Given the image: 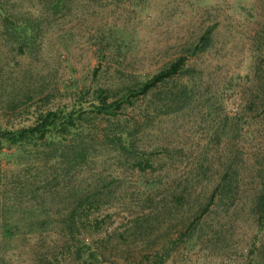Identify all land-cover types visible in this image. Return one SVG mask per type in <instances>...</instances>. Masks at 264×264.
<instances>
[{"label": "rangeland", "instance_id": "rangeland-1", "mask_svg": "<svg viewBox=\"0 0 264 264\" xmlns=\"http://www.w3.org/2000/svg\"><path fill=\"white\" fill-rule=\"evenodd\" d=\"M0 8L10 19H0V127L89 103L100 89L119 97L187 59L186 76L137 100L120 122L85 117L93 154L82 167L78 143L64 165L54 147L6 146L0 264H264V213L255 207L264 192V0H1ZM25 21L33 31L21 53L6 27ZM209 30L211 47L198 53ZM142 106L150 115L132 143L148 153L138 158L105 135L128 129ZM145 161L152 167L142 170ZM223 177L224 195L207 206ZM96 185L110 187L102 209L91 206L73 225L71 208Z\"/></svg>", "mask_w": 264, "mask_h": 264}, {"label": "trees", "instance_id": "trees-1", "mask_svg": "<svg viewBox=\"0 0 264 264\" xmlns=\"http://www.w3.org/2000/svg\"><path fill=\"white\" fill-rule=\"evenodd\" d=\"M0 19L3 21L10 20L9 17L4 16L1 8ZM12 24L13 23H10L9 25ZM6 31L13 39L17 37V43L21 45L20 51L21 53H25V48L22 47V45L27 43L33 31L29 22H23L21 27L7 26ZM211 44L212 30H209L202 37L201 45L197 47V52L204 53L211 47ZM186 62L187 59L185 57L177 59L147 81L138 84L136 87L128 88L126 92L119 97L117 95H112L108 90L100 89L95 93L89 103L83 100H77L70 105L39 111L36 113L33 123L29 125H5L4 127H0V154L4 152L6 146H20L26 148L33 145V147L35 146L37 148V152L40 153L41 150L54 147L55 150L59 152L57 162L64 165L66 162L64 161L66 152L72 151L76 148L74 147V143H78V149H76L74 154V160L77 161L76 164L78 166L82 167L87 164L88 156L93 154L88 140L85 139V136H82L86 128L90 127L88 129V132H90L91 126H93L89 125L86 127L84 124L86 121L85 117L91 112L94 113L96 117H112L120 122L123 114L129 108L135 109L137 107V100L142 98L147 99L151 93L160 87V85L171 79L186 76ZM172 96L177 97V94H172L169 98L172 99ZM139 109L141 110L138 111L139 117L130 123L128 129L114 130L109 127L111 130H106L105 137L109 139L110 144H113L112 146H114L115 150L128 151L132 155L141 158L142 155H146L148 152L136 147L132 143V138L134 134L141 130V123L150 115V108L149 106L145 108L142 106ZM175 112H178V110L172 111V113ZM112 125L113 124H111V126ZM12 159L16 162L20 160V158L16 156L12 157ZM143 164V162L138 163V166L142 170L152 167L147 161H145L144 164L146 167H144ZM109 188L110 187H106L105 185H96V189L92 193L87 195L82 194L81 198L77 200L76 204L73 205L70 210L69 218L72 224H77L79 220L83 218V215L88 219L90 214L88 209H90L91 206L102 209L105 196L110 194ZM224 191H226V185L225 178L223 177L220 178L214 188L207 206H212V204L224 195ZM255 201V207L259 212L264 213V192L258 195Z\"/></svg>", "mask_w": 264, "mask_h": 264}]
</instances>
